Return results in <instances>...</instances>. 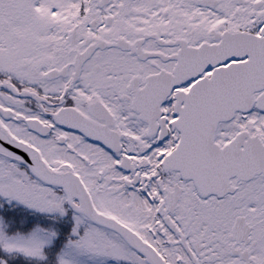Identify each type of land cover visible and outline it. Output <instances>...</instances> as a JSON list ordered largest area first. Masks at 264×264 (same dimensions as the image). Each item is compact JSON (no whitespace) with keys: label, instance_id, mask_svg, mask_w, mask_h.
<instances>
[{"label":"snow or ice","instance_id":"obj_1","mask_svg":"<svg viewBox=\"0 0 264 264\" xmlns=\"http://www.w3.org/2000/svg\"><path fill=\"white\" fill-rule=\"evenodd\" d=\"M0 264H264V0H0Z\"/></svg>","mask_w":264,"mask_h":264}]
</instances>
